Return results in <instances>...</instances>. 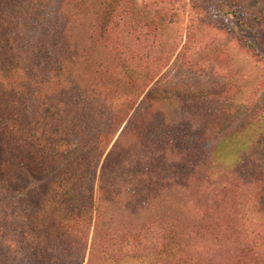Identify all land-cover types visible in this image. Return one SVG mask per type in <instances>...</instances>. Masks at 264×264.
Masks as SVG:
<instances>
[{"label":"rangeland","instance_id":"obj_1","mask_svg":"<svg viewBox=\"0 0 264 264\" xmlns=\"http://www.w3.org/2000/svg\"><path fill=\"white\" fill-rule=\"evenodd\" d=\"M68 1L61 6L63 11L59 10L63 0H0V21L36 22L35 30L23 31L26 28L21 24L19 33L14 30L18 34L10 35L21 44L13 52L15 58L25 55L22 44L27 36L40 37L39 29L48 23L49 41L62 43L64 38L75 51L71 69L76 83L84 87L124 90L137 81L132 74L136 71L149 73V77L165 74L171 84L186 85L182 87L187 91L215 90L226 81L228 93L237 94L250 75L255 78L246 66L262 55L259 45L264 50V0H119L113 14L111 7L107 10L111 0L104 6L103 0H70V5ZM62 23L66 24L64 37ZM19 67L23 77L27 66L21 61ZM263 68L258 69L260 83ZM257 83L248 89L254 109L248 114L253 116L251 122L244 127L240 123L243 128L219 147L212 143L225 163L211 165L205 176L200 169L184 190L178 188L156 201V225L167 219L187 235V258L179 264H264L262 184H245L251 160L264 175V86ZM186 96L161 106L165 113L157 124L158 135L172 130L186 132L192 139L200 137L201 128L188 133L190 129L183 124L179 107L190 101V94ZM239 102L232 118L240 121L244 114L239 113ZM169 167L163 166L164 174L170 173ZM28 182L25 178L21 183L28 194L20 198L10 193L12 186H6L3 194L0 184V264H137L131 253L143 248L126 251L121 235L115 240L100 238L101 244L90 246L92 229L83 223L73 226L70 221L65 229L68 234L58 231V219L49 215L54 207L43 209L39 189L43 185ZM114 224L105 223L106 232ZM30 227L35 236L29 237ZM126 228L118 223L115 229L124 236ZM137 232L132 228L128 234L138 236ZM150 242L148 237L144 243L148 246ZM40 252L42 258L47 255L45 259L37 256Z\"/></svg>","mask_w":264,"mask_h":264},{"label":"trees","instance_id":"obj_2","mask_svg":"<svg viewBox=\"0 0 264 264\" xmlns=\"http://www.w3.org/2000/svg\"><path fill=\"white\" fill-rule=\"evenodd\" d=\"M66 1L63 0L59 10L64 11L61 6ZM107 1L101 4L104 6ZM118 2L111 0L108 12L111 7L113 14ZM21 24L26 28L23 31L36 27L35 21H0L3 194L6 186H12L10 193L20 198L22 193L28 194L21 185L25 178L29 179L28 184L39 182L43 185L39 188L43 209L54 207L49 215L58 219L61 226L58 231H64L70 221L73 226L83 223L92 229L90 246L101 244L100 238L115 240L121 235L126 251L143 248L141 252L131 253L138 259L137 264L183 262L187 258L184 245L187 235L167 219L156 225L153 217L156 201L178 188L184 190L188 180L198 175L200 169L205 176L211 165L225 163L226 159L212 143L219 147L233 132L251 122L253 116L250 118L248 114L254 109L248 101L251 96L248 89L255 81L256 85L264 86L263 77H260L261 83L257 80L258 69L264 66V50L259 45L262 55L254 63H247L246 68L255 78L250 75L237 94L228 93L226 81L215 90L201 87V90L187 91L188 88L182 87L186 85L171 84L165 74L149 77V73L136 71L132 74L137 81L124 90L89 88L75 81L71 69L75 66V51L70 44L64 38L62 43L49 41L48 23L39 29L43 33L40 37L27 36L22 44L25 55L15 58L13 52L21 44L12 41L11 36ZM65 27L62 23L61 36ZM21 61L27 66L23 77H20ZM186 94H190L191 102L181 103L179 107L185 119L183 124L190 129L188 133L201 128L200 137L192 139L186 132L177 130L176 133L165 130L158 135L157 124L165 113L160 111L161 106L175 97L183 100ZM238 100L239 113L244 114L240 121L232 118ZM252 162H249L252 169L245 184H262L259 194L264 195L263 169L256 168ZM153 164L157 169L152 168ZM163 166L171 170L168 175L164 174ZM109 210L116 214L108 213ZM114 219L119 222L114 224ZM108 221L114 224L109 233L105 230ZM118 223L121 227L127 226L124 236L115 229ZM132 228L138 231V236L128 234ZM65 232L68 234V230ZM30 235H36L32 227ZM148 237L151 242L147 246L144 242ZM37 256L42 258L43 254L40 252Z\"/></svg>","mask_w":264,"mask_h":264}]
</instances>
